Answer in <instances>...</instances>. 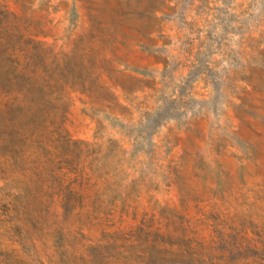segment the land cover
<instances>
[{
	"label": "rangeland",
	"instance_id": "1",
	"mask_svg": "<svg viewBox=\"0 0 264 264\" xmlns=\"http://www.w3.org/2000/svg\"><path fill=\"white\" fill-rule=\"evenodd\" d=\"M0 264H264V0H0Z\"/></svg>",
	"mask_w": 264,
	"mask_h": 264
}]
</instances>
